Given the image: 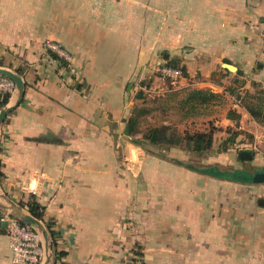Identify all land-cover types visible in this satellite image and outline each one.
Instances as JSON below:
<instances>
[{
    "label": "crops",
    "instance_id": "obj_1",
    "mask_svg": "<svg viewBox=\"0 0 264 264\" xmlns=\"http://www.w3.org/2000/svg\"><path fill=\"white\" fill-rule=\"evenodd\" d=\"M76 2L0 0V68L20 72L24 84L18 105L0 126V213L10 202L37 199L54 231L47 264H128L138 246L142 264H264V182L232 181L183 165L197 153L208 162L234 156L249 174L264 171V145L256 139L264 119L256 120L245 105L247 97L264 93V5L186 3L188 29L203 34L189 37L179 86L186 85L187 99L202 91L216 102L230 101L219 126L229 137L234 133V145L202 153L171 147L160 155L132 142L141 139V117L149 111L140 109L138 98L147 90L138 83L146 55L134 54L132 61L115 49L109 31L118 27L105 15L118 12L114 5L84 9ZM131 8L121 9L124 18ZM129 23L119 22V28ZM50 42L71 63L47 49ZM18 97L16 90L5 107ZM210 101L186 100L202 108ZM132 151L138 162L131 165ZM241 151L252 152V159L240 160ZM0 264H11L1 224Z\"/></svg>",
    "mask_w": 264,
    "mask_h": 264
},
{
    "label": "rangeland",
    "instance_id": "obj_2",
    "mask_svg": "<svg viewBox=\"0 0 264 264\" xmlns=\"http://www.w3.org/2000/svg\"><path fill=\"white\" fill-rule=\"evenodd\" d=\"M81 1L84 9L86 7L104 8L106 5H114L115 11L118 12H112V14L106 13L105 15L110 22L114 23L115 27H118L114 29V31H109L117 40V46H115V49H121V51L125 50V55L132 61L135 59V56L137 57L138 55H141L144 57V54L146 55L144 57V73L140 72L143 75V78L138 81V83L143 85L142 87L147 88V90H145L142 94L140 93V98H142V103H144L140 106V109H146L147 107L149 111L145 110L146 114L143 113V117H141L140 133L143 132L147 126H160L162 125V122H167V126L170 127L171 131L174 132L177 137H181L184 133L188 134L189 132L192 133L195 131L201 132L202 130L209 129L216 136L215 143L213 142L211 150L216 152V150L222 145L221 143L224 141V138L222 137H229L223 134L224 128L219 125H222L221 123L229 108L230 101L228 99L221 98L222 100L217 99L216 102V100L214 101V99H212L210 103L207 104L208 106L206 108H202V106H188L189 104L186 102V85L180 84V86L178 85L174 88L170 86L166 80H163L158 72L160 67L170 64H174L177 68L186 71L187 49L191 47L190 42H188L190 41L189 37L193 33L200 35L203 34L202 29L193 31L189 30L187 27L188 23L186 21L190 15L187 14L186 8L190 0ZM177 2H181V4L175 5ZM255 3L257 5L260 3V6H263L264 0H255ZM76 4L78 5V0ZM124 6H129L130 8L132 7L129 19L124 18L121 13V9ZM176 8H178V13L174 14V12L177 11ZM261 11L259 12V17H264V13ZM90 15L96 17L95 14ZM173 19L179 20V22L173 21ZM142 21H144V24ZM119 22H124L125 26L127 25V22H130V28L120 29ZM178 26L181 28H177ZM86 32V30H83L82 35L85 36ZM94 32L96 34L99 33V31ZM263 35L264 31L261 35L262 40H264ZM127 50L129 52H127ZM151 58H153L154 61H151ZM132 63L133 65L131 67L134 68L135 61ZM256 97L257 98L253 99L249 98V103L257 105L261 99L264 101V98L261 95ZM190 120H192V122ZM208 121L213 122L209 123ZM217 130H219V132ZM142 144L143 146L139 147L142 148L144 152L150 151L162 155L165 154L163 151L164 149L168 150L166 147L154 148L149 146L146 142H142ZM132 150L135 149L132 147ZM225 159L226 161H231L232 165L227 164L225 160H222L221 163L218 158H212L210 159L211 162H208L209 158L206 155H200L197 153L189 154V156L183 160L194 167L204 168L215 166L217 169L219 168L222 173H224L221 174V176H225L228 180L249 183L253 174H249L247 166L237 162L234 156L227 157ZM136 162H138L137 151H132L130 164L132 165ZM236 165L237 167H241V169H235L234 167Z\"/></svg>",
    "mask_w": 264,
    "mask_h": 264
},
{
    "label": "trees",
    "instance_id": "obj_3",
    "mask_svg": "<svg viewBox=\"0 0 264 264\" xmlns=\"http://www.w3.org/2000/svg\"><path fill=\"white\" fill-rule=\"evenodd\" d=\"M170 68H177L174 64L166 65ZM182 70V69H181ZM184 76H185V70ZM18 75H21L20 72H17ZM258 95H261L264 98V93H258ZM257 95V96H258ZM212 94H207L202 91H194L190 94V98L186 100H199L201 103L209 102L212 99ZM10 98V95L4 96L0 100V109L4 108L8 100ZM138 98H140V94L138 95ZM251 97H245V99L248 101V99ZM253 98H257L256 96H252ZM246 100L244 101L246 103ZM188 102V101H187ZM262 99L259 101L257 105H252L249 103V101L245 104L247 111L250 113L252 117H254L256 120L261 121L264 119V106H262ZM134 127L130 129V132L133 133ZM142 133V137L140 140H132V142L137 146H143L142 142H146L149 146L152 147H180L182 150L192 151V152H207L211 151L213 147V132H194V133H184L181 137H177L174 132L171 131L170 127L166 125H160V126H152L147 127ZM222 145L218 148V152H224L226 149H228L229 146L234 145V133H231V136L227 138L225 141L221 143ZM2 164L0 161V182L4 178V175L1 171ZM204 168H210V167H204ZM202 167H195L194 170L206 174L205 171H203ZM217 167H211V169H214ZM20 207L24 208L26 212L31 215L33 218L37 219L38 221L42 222L43 226L45 227L49 242L54 247V231L52 229V224L49 222H46L44 220V207L37 201V199L33 196H30V199L25 202H20ZM137 249L132 252V259L128 264H142V257L143 253L141 252V248L138 246Z\"/></svg>",
    "mask_w": 264,
    "mask_h": 264
},
{
    "label": "built area",
    "instance_id": "obj_4",
    "mask_svg": "<svg viewBox=\"0 0 264 264\" xmlns=\"http://www.w3.org/2000/svg\"><path fill=\"white\" fill-rule=\"evenodd\" d=\"M46 48L68 63H71V57L57 43H47ZM158 72L161 78L174 88L183 79V72L178 68L162 66ZM15 92L16 87L14 83L7 77L0 75V100L4 96L12 95ZM256 139L264 145V129L256 136ZM0 224L6 229L11 251V264H45L48 250L44 245L40 233L24 224L10 209L0 213Z\"/></svg>",
    "mask_w": 264,
    "mask_h": 264
},
{
    "label": "water",
    "instance_id": "obj_5",
    "mask_svg": "<svg viewBox=\"0 0 264 264\" xmlns=\"http://www.w3.org/2000/svg\"><path fill=\"white\" fill-rule=\"evenodd\" d=\"M165 56H166V54H165ZM223 66L226 69H228L229 71H233L235 69L231 65L224 64ZM0 75L10 79L14 83V85L16 87V90L19 92V97H18V99H17V101L15 102L14 105H12L10 107H5V108L0 110V126H1L2 123L4 122L5 118L18 105L20 97L23 94L24 84H23V81H22L21 77H19L15 73H13L11 71H8L6 69L0 68ZM129 127H130V121L128 120L126 122V129H125V132H124L125 135H129ZM252 157H253V155H252V152H250V151H241L238 154V158L240 160H242V161H250L252 159ZM183 165H185L186 167L192 168L193 170L195 168L194 166H191L190 164L188 165V164L185 163ZM203 171H205V173L207 175H210V176L226 178L225 176L223 177V175L221 176V174H224V173L220 172L216 168H214V169H211V167L210 168H204ZM226 179H228V178H226ZM257 182H264V171H261V172L257 171L255 173H253L251 179L249 180V183H257ZM9 209L24 224L34 228L38 233L41 234V236L43 238L44 245H45L46 249L48 250L47 251V256H46V261H45V264H47L49 262V259H50L51 253H52V246H51V244L49 242L47 231H46L45 227L43 226L42 222H40L37 219L33 218L31 215L26 213L23 208H21L19 205L15 204L13 202H10Z\"/></svg>",
    "mask_w": 264,
    "mask_h": 264
}]
</instances>
